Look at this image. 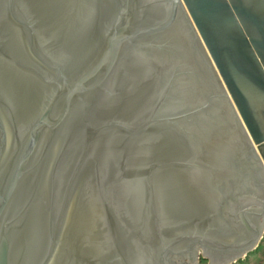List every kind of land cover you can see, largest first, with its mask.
Wrapping results in <instances>:
<instances>
[{
	"label": "water",
	"instance_id": "95a60500",
	"mask_svg": "<svg viewBox=\"0 0 264 264\" xmlns=\"http://www.w3.org/2000/svg\"><path fill=\"white\" fill-rule=\"evenodd\" d=\"M263 237L264 0H0V264Z\"/></svg>",
	"mask_w": 264,
	"mask_h": 264
},
{
	"label": "rangeland",
	"instance_id": "374dc122",
	"mask_svg": "<svg viewBox=\"0 0 264 264\" xmlns=\"http://www.w3.org/2000/svg\"><path fill=\"white\" fill-rule=\"evenodd\" d=\"M259 246V252L256 254L249 255L248 258H245L241 264H264V237ZM200 264H209L207 260H204L201 255Z\"/></svg>",
	"mask_w": 264,
	"mask_h": 264
},
{
	"label": "trees",
	"instance_id": "16d2710c",
	"mask_svg": "<svg viewBox=\"0 0 264 264\" xmlns=\"http://www.w3.org/2000/svg\"><path fill=\"white\" fill-rule=\"evenodd\" d=\"M261 244H262V243H261ZM259 249H260V248H258V249H257L254 253H252V254L254 255V254H256L257 252H259ZM252 254H250V255H252ZM248 257H249V255H248ZM248 257H246V258H248ZM243 260H244V259H243ZM243 260H240V261H239L238 263H236V264H241Z\"/></svg>",
	"mask_w": 264,
	"mask_h": 264
}]
</instances>
